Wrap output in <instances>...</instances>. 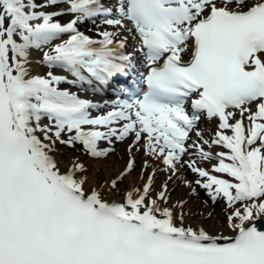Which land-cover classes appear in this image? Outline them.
I'll return each instance as SVG.
<instances>
[{
	"label": "snow or ice",
	"instance_id": "1",
	"mask_svg": "<svg viewBox=\"0 0 264 264\" xmlns=\"http://www.w3.org/2000/svg\"><path fill=\"white\" fill-rule=\"evenodd\" d=\"M61 3L66 9L43 10ZM65 14L73 18L56 19ZM97 19L107 26L98 38L80 31ZM124 31L138 37L145 73L125 53ZM33 51L50 69L43 75L31 71ZM92 82L129 98L105 113L106 105L59 87ZM201 114L218 119V131L212 140L196 131L189 144ZM129 137V153L144 140L145 155L164 166L159 190L156 169L142 186L121 187L132 156L114 178L95 183L79 158L61 171L51 155L59 141L106 158L114 148L101 141ZM213 145L227 151L214 154ZM197 156L217 163L206 169ZM149 167L145 161L142 173ZM183 168L197 176L183 180L190 195L196 185L213 203L226 202L234 236L186 225V200L169 205L168 182ZM113 194L122 199L105 198ZM261 218L264 0H0V264H264Z\"/></svg>",
	"mask_w": 264,
	"mask_h": 264
},
{
	"label": "bare ground",
	"instance_id": "2",
	"mask_svg": "<svg viewBox=\"0 0 264 264\" xmlns=\"http://www.w3.org/2000/svg\"><path fill=\"white\" fill-rule=\"evenodd\" d=\"M111 2L115 3V0H111ZM63 4V3H62ZM67 5L63 4V9H66ZM44 10H47V8H44ZM102 25L101 21L98 23ZM80 31L84 32L79 25H78ZM129 27H131V24H129ZM89 31V29L87 28ZM91 33V32H90ZM86 34V33H85ZM88 35V34H87ZM122 35L128 36V42L127 44L130 45L132 42H135L138 40V37L134 38V34H129V32L125 31L122 33ZM67 36H64L63 39H66ZM60 42V41H55ZM54 42V43H55ZM48 50V46H45L44 51ZM131 51V50H130ZM134 53V51H133ZM42 59V52L41 51H33L32 53V66L31 71L33 74H42L44 71V68H47L46 65H43L41 63H37V61H40ZM144 68L143 64L141 67H139V71ZM48 69V68H47ZM56 74H66L62 72L59 68L51 69ZM71 79V77H69ZM59 87L62 90H68L72 93L77 94L82 99H88L91 100L94 103H99L102 105H106V107L99 110V112H107L111 110V105L115 101L112 98H103L101 95H99V90L96 87V84L94 82L92 83H83L82 85H72L67 83H62L59 85ZM75 89V90H73ZM191 111V109H189ZM92 111L93 115L99 114L97 110H90ZM237 118H239L237 116ZM203 119V121H201ZM201 121V122H200ZM200 122V123H199ZM199 124H197V128L195 131L190 133L191 139L188 141L189 144H191L196 136V131H199L202 133V129H205L203 126V123H208V125L213 126L216 128V131H218V124L219 121L216 118L209 119L206 114H201V118L199 120ZM43 124H48L49 121L47 119L42 121ZM247 124V121H245ZM201 126V127H200ZM227 134L231 135V131L229 130ZM43 139V137L41 136ZM63 138L67 139V136L65 135ZM130 141L128 143H121V141L115 140L118 142L116 145L117 147L114 149V151L110 152L109 155L106 158H98L94 159L91 158L89 155H86L84 153V150L81 145L77 144L72 151L68 150V147H65V150H61L59 152H54L51 155L57 160L58 165L61 169V171H65L70 163L75 159L79 158V161L84 163V159L86 157L87 161L84 163L85 166L88 168V175L93 179L95 183H99L100 181L104 179L114 178L119 172H121L128 160L129 157L132 156L135 158V165L133 171L130 173L129 176L125 177L123 184L121 185L122 188L130 187L132 185L135 186H142L146 179L148 174L153 170L156 169V175H155V183L154 187L159 190L161 184L166 180L167 174L160 169L164 166L160 164L158 161H155L154 158L148 157L145 155V149L143 147L144 140H141L139 150L134 148L131 153L127 151L128 146L132 143V137H129ZM215 138V135H213V138ZM128 139V138H127ZM125 139V141L127 140ZM106 142L105 144H107ZM112 143L111 145H113ZM67 146V145H66ZM113 148V147H110ZM206 150V149H205ZM209 150V149H207ZM214 154L216 152L221 151H227L223 147L215 146L213 145L210 149ZM191 151V150H190ZM197 159L199 166L204 167L206 169L211 168L212 164H216V160H212L210 162L202 161L199 159V157H193ZM185 159H189L188 156H185ZM145 161H148L149 165L151 167L148 168L147 172L142 173V167L145 163ZM214 175L222 176L226 179H232L231 177H227L226 174H218V173H212ZM181 179L169 181L168 187L169 191L171 192V199L169 201V205L172 203L178 201V200H186L187 204L185 205L184 211L186 213V220L185 224L190 225L192 227L197 226H203L207 231L213 234H222L225 236H234L235 233L228 227L227 224V213L230 212L226 210V202L223 199H219L215 206L212 205V201L209 198V201L207 200V195L205 193V190L193 185V187H196V190L201 193L198 197L190 195V190L185 186L183 183V180L188 181H194L197 179L196 174L192 173L189 169L183 168L181 169V172L178 174ZM106 199L112 200H120L122 199V196L120 194H113V195H106ZM207 201V204L204 202ZM202 205H205L206 207H202ZM239 207V206H237ZM211 212L212 215L208 219L207 214ZM257 227L260 230H264V218L258 219L255 221Z\"/></svg>",
	"mask_w": 264,
	"mask_h": 264
},
{
	"label": "rangeland",
	"instance_id": "3",
	"mask_svg": "<svg viewBox=\"0 0 264 264\" xmlns=\"http://www.w3.org/2000/svg\"><path fill=\"white\" fill-rule=\"evenodd\" d=\"M109 1V0H108ZM42 2H43V0H42ZM110 2V1H109ZM37 3H41V1H39V2H37ZM44 10V9H43ZM61 10H63V4L61 3V4H57L56 6H54V7H48L47 8V10H44V11H46V12H52V11H61ZM73 18V15H70V14H65V15H62V16H58V17H56V19H58L61 23H64V22H67V21H69V20H71ZM100 22V19H97L96 20V22L95 23H93V22H91V21H86V22H84V23H81L80 25H81V27L83 26V27H89L90 28V30H92V32L93 33H95L96 31H102V30H104L107 26L106 25H99L98 23ZM97 25H99V28L97 27ZM86 28H83V29H85L86 30ZM88 28V29H89ZM125 32V31H124ZM129 34H132V33H129ZM96 35H97V33H96ZM138 44H137V42L135 41V42H133V43H131V48H135L136 46H137ZM50 69H47V68H44V71H43V73L41 74V75H43V74H45L47 71H49ZM73 90H75V89H73ZM203 127H205V129H203L202 130V133H203V139H206V140H212V138H213V135L215 134V129L214 128H211L209 125H208V123H203ZM65 139V138H64ZM194 139H198V137L196 138V137H194ZM130 141V138H128L126 141L124 140V141H122L121 143H128ZM107 141H101L100 142V144H99V147L100 148H102V149H107V148H110V147H113L114 149L117 147L116 145L118 144V142H116L115 140H113V145H111V144H105ZM65 147H68V146H66V144H61V143H59V141H57L56 142V144L54 145V151L52 152V153H54V152H59V151H61V150H65ZM69 149L68 150H70V151H72L74 148L73 147H68ZM205 149L207 150L208 149V146H205ZM51 153V154H52ZM87 158L88 157H86L85 159H84V163L87 161ZM198 163H200V162H198ZM136 166V165H135ZM197 191V190H196ZM197 193H198V195H196L195 197H198L201 193H199L198 191H197ZM207 198V200L209 201V197L207 196L206 197ZM218 201V200H217ZM216 201V202H217ZM212 205L213 206H215L216 205V203H213L212 202ZM237 206H239V205H237ZM202 207H206L205 205H202ZM226 210H228V211H231V209L230 208H228V209H226ZM207 218L209 219L210 217L207 215Z\"/></svg>",
	"mask_w": 264,
	"mask_h": 264
}]
</instances>
